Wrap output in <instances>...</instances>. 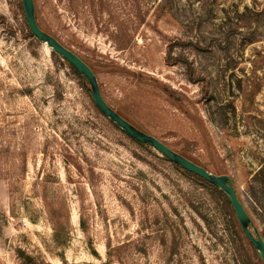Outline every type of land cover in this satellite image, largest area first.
<instances>
[{"label": "rangeland", "instance_id": "obj_1", "mask_svg": "<svg viewBox=\"0 0 264 264\" xmlns=\"http://www.w3.org/2000/svg\"><path fill=\"white\" fill-rule=\"evenodd\" d=\"M21 1L0 0V264H251L213 191L101 115ZM35 4L110 106L232 178L264 238V0Z\"/></svg>", "mask_w": 264, "mask_h": 264}, {"label": "water", "instance_id": "obj_2", "mask_svg": "<svg viewBox=\"0 0 264 264\" xmlns=\"http://www.w3.org/2000/svg\"><path fill=\"white\" fill-rule=\"evenodd\" d=\"M22 5L27 25L34 37L77 69L79 74L83 77L84 82L88 84L89 92L94 104L106 118L132 139L153 147L162 156L166 157L174 164L188 172L196 174L208 183L218 187L228 196L242 231L254 246L264 264V238L258 230L252 226L251 218L238 196L232 178L227 174H213L205 167L174 151L155 136L142 131L122 117L104 98L97 75L89 64H87L74 51L60 42L55 36L49 34L40 27L36 14L35 0H22ZM251 226L253 227L252 230L250 228Z\"/></svg>", "mask_w": 264, "mask_h": 264}, {"label": "trees", "instance_id": "obj_3", "mask_svg": "<svg viewBox=\"0 0 264 264\" xmlns=\"http://www.w3.org/2000/svg\"><path fill=\"white\" fill-rule=\"evenodd\" d=\"M20 8H21V10H22V14H23V16L25 17V15H24V11H23L22 1L20 2ZM36 14H37V19H38V22H39L40 27H41L43 30H45V29L43 28V26H42V23H41L39 17H38V12H37V11H36ZM26 23H27V22H26ZM27 31H28V34H29V36H30L31 38H35L34 35H33L32 32H31V30L29 29L28 25H27ZM45 31H46V30H45ZM46 32H48V31H46ZM35 39H37V38H35ZM65 62L67 63V65H68L69 69L71 70L72 74H73L74 76H76V77L81 81V83H83L84 88L87 90V92H88L89 95H90L89 88H88V84H86V83L83 82L84 79H83V77L79 74V72L77 71V69H76L74 66H72L70 63H68L67 61H65ZM91 68H92V67H91ZM103 69H105L108 73H116V72H119V73H120V72H123V71H124V70H122V69H120V68H117V67H105V68H103ZM103 69H102V70H103ZM92 70H93L94 73L96 74L95 69L92 68ZM155 83H157V82H155ZM99 85H100V84H99ZM100 89H101V85H100ZM101 91H102V90H101ZM164 92H165V90H164ZM166 93H167L169 96L172 97V95H171L168 91H166ZM102 94H103V92H102ZM103 96H104V94H103ZM90 97H91V95H90ZM104 98H105V96H104ZM91 100H92V98H91ZM92 101H93V100H92ZM93 104H94V102H93ZM176 105H177V106H178V107H179V108H180V109H181V110H182L187 116L191 117V119H192L193 121H195V122L198 124L199 127H201V129H202V131H203V134H204L205 142H206V145H207V148H208V150H209L210 155L212 156V158H213L214 160L219 159V158H218V154H217V150L215 149V147L213 146L211 140L209 139L208 134H207V132L205 131L204 124H203L202 120H199V119L196 118L195 116H192V115L190 114L188 108H187L184 104H182L180 101H177V102H176ZM94 106H95L96 110H97L101 115H103V114L100 112V110L96 107L95 104H94ZM113 108H114V107H113ZM115 110H116V111H117L122 117H124L126 120H128L129 122H131L133 125H135V126L138 127L139 129H141L142 131L146 132V131L142 128V126H141L139 123H137L133 118H130L128 115L122 113L121 111H119V110H117V109H115ZM103 116H104V115H103ZM104 117H105V116H104ZM105 118H106V117H105ZM106 119H108V118H106ZM108 120H109V119H108ZM109 121H110V120H109ZM110 123L113 124L118 130H120V129H119L114 123H112L111 121H110ZM120 131H121L125 136H127L129 139H131L132 141L136 142L137 144H139V145H141V146H142V145H145V146H147V147H151V146H149V145H146V144L140 143V142H138V141L132 139L130 136H128V135H127L125 132H123L122 130H120ZM180 154L184 155L185 157H187L188 159L192 160L193 162H195V163L201 165V164L198 163L194 158L188 156L187 154H184V153H180ZM163 157H164V156H163ZM164 158L167 159L166 157H164ZM167 160H168V159H167ZM168 161H170V160H168ZM170 162H171V161H170ZM171 163H172L173 166H174L177 170H179L183 175L187 176L188 178H190V179L196 181L197 183H199L200 185H202V186H204V187L210 189L211 191H213V193L217 196V199H218L221 203L224 204V210H225L226 214L230 217V219H231V221H232V226H233V228H234L235 234L237 235V237H238L239 240L241 241V244H242L244 250L246 251L247 258H248L249 262H250L251 264H263L262 261H261V259H260V257H259V255H258V253H257V251H256V249H255L254 246L250 243V241L248 240V238L246 237V235H245L244 232L242 231V229H241V227H240V224H239V222H238V219H237V217H236V214H235V212H234V209H233V207H232V204H231V202H230L228 196H227L224 192H222L218 187H216V186H214V185L208 183L207 181H205V180L202 179L201 177L197 176L196 174L184 170L183 168H181L180 166L174 164L173 162H171ZM201 166H202V165H201ZM238 196H239V195H238ZM239 198H240V197H239ZM240 200H241V198H240ZM241 201H242V200H241ZM55 231H56V230H55ZM57 235H58V234H57V232H56V234L54 235L55 238H57ZM261 236H263V235L261 234Z\"/></svg>", "mask_w": 264, "mask_h": 264}]
</instances>
